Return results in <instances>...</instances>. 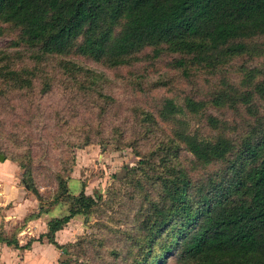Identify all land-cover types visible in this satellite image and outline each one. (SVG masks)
<instances>
[{
    "label": "rangeland",
    "instance_id": "obj_1",
    "mask_svg": "<svg viewBox=\"0 0 264 264\" xmlns=\"http://www.w3.org/2000/svg\"><path fill=\"white\" fill-rule=\"evenodd\" d=\"M18 36L13 25L0 23V157L15 166L16 183L26 189L22 180H30L44 205L60 193L58 177L69 192L81 189L96 202L79 215L76 237L58 264H137L148 250L141 264H150L168 230L177 234V214L158 234L144 228L153 205L163 203L164 178L190 180L186 195L197 201L193 186L211 193L215 182L241 176L254 163L264 125V35L247 40L249 52L217 69L192 64L191 55L166 44L147 45L114 65L76 53L43 55L16 45ZM13 71L30 85L15 89ZM187 98L204 106L196 114L159 116L165 100L185 110ZM181 128L209 141L225 135L232 148L203 165L177 137ZM58 203L67 213V202ZM160 259L188 264L175 253Z\"/></svg>",
    "mask_w": 264,
    "mask_h": 264
},
{
    "label": "trees",
    "instance_id": "obj_2",
    "mask_svg": "<svg viewBox=\"0 0 264 264\" xmlns=\"http://www.w3.org/2000/svg\"><path fill=\"white\" fill-rule=\"evenodd\" d=\"M0 23L19 30L16 45L35 48L43 55L76 53L115 65L147 45L166 44L172 51L191 55L192 64L217 69L249 52L247 40L264 35V0H0ZM60 64L70 72L69 60ZM177 64L184 67L181 59ZM18 75L11 72L10 79L19 83L13 86L15 89L30 85L29 80ZM203 106L204 102L187 98L184 110L168 99L159 116L169 118L185 111L196 114ZM177 132L185 149L203 165L223 159L232 148L231 138L225 135L209 141L184 128ZM255 147V161L243 175H228L215 182L213 192L208 194L202 191L204 185L193 186L197 201L187 198L190 180L164 178L163 203L153 205L143 220L144 228L158 234L177 214V234L168 230L161 255L150 264H158L161 257L170 253L188 264H264V125ZM58 183L60 193L44 205L30 180H22V185L36 196L38 211L28 214L15 227L11 238L5 237L1 229L0 242L18 248L15 235L27 221L56 202L66 201L67 213L51 219L45 233L30 238L21 248L46 237L68 255L69 244H58L55 232L75 215L85 217L96 202L83 190L77 194L69 192L62 177H58ZM148 255L149 250L142 260H136L137 264Z\"/></svg>",
    "mask_w": 264,
    "mask_h": 264
},
{
    "label": "crops",
    "instance_id": "obj_3",
    "mask_svg": "<svg viewBox=\"0 0 264 264\" xmlns=\"http://www.w3.org/2000/svg\"><path fill=\"white\" fill-rule=\"evenodd\" d=\"M15 169L12 163L0 161V230H4V236L8 238L13 237V228L20 224L28 214L37 212L39 206L38 200L14 181ZM72 171V177L73 175L77 177V170ZM80 191L81 189L78 192H73V194ZM58 205L60 203L26 222L24 228L15 235L18 248L0 242V264H58L59 258L63 254L52 243L48 242L46 237H43L41 241L33 240L28 248H21L30 238H38L40 234L45 233L47 223L51 219L66 214L57 209ZM78 217L80 216L75 215L64 228L55 232L54 237L58 244H66L76 237L73 226L79 225ZM10 230H12V234Z\"/></svg>",
    "mask_w": 264,
    "mask_h": 264
},
{
    "label": "water",
    "instance_id": "obj_4",
    "mask_svg": "<svg viewBox=\"0 0 264 264\" xmlns=\"http://www.w3.org/2000/svg\"><path fill=\"white\" fill-rule=\"evenodd\" d=\"M0 161H4L3 156L0 157ZM66 256H67L66 254H63V256H61L60 260H62V257H66Z\"/></svg>",
    "mask_w": 264,
    "mask_h": 264
}]
</instances>
